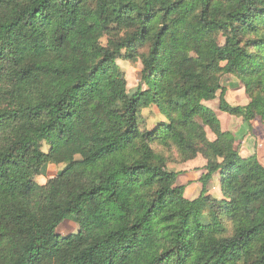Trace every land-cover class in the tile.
Masks as SVG:
<instances>
[{
  "label": "trees",
  "instance_id": "16d2710c",
  "mask_svg": "<svg viewBox=\"0 0 264 264\" xmlns=\"http://www.w3.org/2000/svg\"><path fill=\"white\" fill-rule=\"evenodd\" d=\"M121 57L142 64L131 91ZM216 97L264 120V0H0V264H264V165ZM150 104L165 120L144 130ZM154 143L205 159L197 197ZM48 164L64 166L40 184ZM68 216L78 231L60 236Z\"/></svg>",
  "mask_w": 264,
  "mask_h": 264
},
{
  "label": "rangeland",
  "instance_id": "374dc122",
  "mask_svg": "<svg viewBox=\"0 0 264 264\" xmlns=\"http://www.w3.org/2000/svg\"><path fill=\"white\" fill-rule=\"evenodd\" d=\"M101 41L105 43L106 38L103 37ZM116 62L125 73L126 90H133L140 82V72L142 69L140 59L135 58L134 60H126L121 57L118 58ZM220 82L222 86L226 88L225 98L231 105H245L249 101L248 93L245 91V88L241 81L235 75L231 73L224 74L221 77ZM141 87L142 89L146 88L145 85H141ZM207 104L210 108H212V110L220 111L219 117H221L222 119V124L220 119H218L220 122V126H224V130L222 129V127L221 129L223 131H228V129L230 130L228 132L233 137L234 146L239 150V152H242V156H246L249 154L251 155L255 151L256 153L254 154L257 155L259 161L264 165V120L255 118L249 125L241 116L221 111L218 107V97L216 99L208 101ZM164 120L165 117L161 113H159L158 109L153 104L142 107L140 109L138 121L140 127L144 130H153ZM226 124L228 125V127ZM205 130L211 137L213 134L212 131L207 126L205 127ZM152 146L158 153L162 152L166 156L171 154V157L169 156V159H167L168 161L165 163L166 169L173 171L174 169L178 168L175 165V167L172 166V163L179 164L176 160L178 157H176L177 153L174 149H172L170 152H166L164 148L156 143H154ZM47 148L48 146L43 143L42 149L46 151ZM254 148H257L258 151L254 150ZM63 166V164H48L44 173L42 175H36L35 180L40 184H45L46 180L49 177L56 175V173L61 170ZM180 168H183V166H180ZM203 171L204 167H195L188 173L181 170L176 171L179 172L176 184L182 185L184 187V196L187 199H194L199 195L201 183L198 187L195 182L199 181V177L201 176ZM206 188L212 198H216L217 200L222 199L219 172H216L211 177V179L206 184ZM56 231L60 236H63L67 233H75L78 231V224L72 216H68L59 224V226H57Z\"/></svg>",
  "mask_w": 264,
  "mask_h": 264
},
{
  "label": "crops",
  "instance_id": "0c3cea01",
  "mask_svg": "<svg viewBox=\"0 0 264 264\" xmlns=\"http://www.w3.org/2000/svg\"><path fill=\"white\" fill-rule=\"evenodd\" d=\"M217 98V97H216ZM215 98V99H216ZM210 101V100H209ZM208 101H204V104H206L207 106H208ZM209 107V106H208ZM212 109V108H211ZM214 111V110H213ZM215 112V114H216V116L220 119V121H221V124H222V119H221V117H219L220 116V114H219V110L217 111V110H215L214 111ZM225 117V116H224ZM227 125V124H226ZM221 127H222V129L224 130V126L223 125H221ZM227 127H228V125H227ZM227 127H225V128H227ZM225 130H227V129H225ZM228 131H230L229 129H228ZM206 135H207V137H208V139L209 140H213L214 138H215V136H214V134H212V136L210 137V135H209V133L206 131ZM254 150H257L258 151V149L256 148H254ZM254 153H256L255 151H254ZM240 154H241V156H242V152H240ZM250 155V154H249ZM246 156H248V155H246ZM205 163H206V161H205V159L201 156V155H197L196 157H194L193 159H190V160H187V161H185V162H182V163H179V164H174V163H172V164H170V165H172L173 167H178V168H176V169H174L173 171H179V170H181V171H185V172H189V171H191V169H193V168H195V167H204V165H205ZM175 165V166H174ZM180 166H183V168H180ZM204 172V171H203ZM202 172V173H203ZM214 175V174H213ZM199 177V176H198ZM197 177V178H198ZM197 185H198V187H199V185H200V182L199 181H197V182H195ZM201 190V186H200V189H199V191Z\"/></svg>",
  "mask_w": 264,
  "mask_h": 264
}]
</instances>
